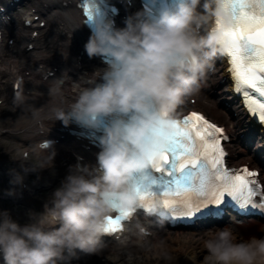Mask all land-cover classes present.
I'll list each match as a JSON object with an SVG mask.
<instances>
[{"label": "clouds", "instance_id": "obj_1", "mask_svg": "<svg viewBox=\"0 0 264 264\" xmlns=\"http://www.w3.org/2000/svg\"><path fill=\"white\" fill-rule=\"evenodd\" d=\"M140 16H129L122 28L97 24L85 51L90 58L110 59L104 69L84 77L87 85L73 81L72 100L63 97L64 76L50 85L49 96L61 97V106L54 108L55 120L65 126L75 120L94 127L103 117L116 118L101 136L99 167L69 165L43 211H29L30 223L21 225L8 210H0L3 264H71L78 253L99 255L107 218L114 210L138 206L134 174H144L153 158L162 154L174 131L175 109L206 82L226 47L221 45L222 32L212 30L216 17L226 21L229 17L222 0H180L175 11L165 10L155 21ZM97 80L102 82L94 83ZM17 102H23L19 93ZM46 143L51 147L53 142ZM55 155L53 149L30 164L11 157L21 161V171L10 170V182L22 184L25 174L52 167ZM258 231L264 233V225ZM194 240L203 252L198 262L189 257L194 264H264V235L244 237L224 225L209 228ZM126 259L132 264L131 255Z\"/></svg>", "mask_w": 264, "mask_h": 264}, {"label": "snow or ice", "instance_id": "obj_2", "mask_svg": "<svg viewBox=\"0 0 264 264\" xmlns=\"http://www.w3.org/2000/svg\"><path fill=\"white\" fill-rule=\"evenodd\" d=\"M222 4L229 17L227 21L216 17L212 30L223 34L221 45H226L223 52L234 91L242 95L249 114L264 125V0H222ZM85 9L91 18V8ZM172 124L174 131L162 154L134 181L137 207L147 208L144 202L151 200L159 205L160 215L187 222L221 217L225 206L264 210L260 173L247 166H225L228 153L222 141L228 137L223 128L195 111ZM135 210L108 217L105 233L121 230V221Z\"/></svg>", "mask_w": 264, "mask_h": 264}, {"label": "bare ground", "instance_id": "obj_3", "mask_svg": "<svg viewBox=\"0 0 264 264\" xmlns=\"http://www.w3.org/2000/svg\"><path fill=\"white\" fill-rule=\"evenodd\" d=\"M59 0H48V2L52 3V9L58 8L56 11H54V16L58 19L63 20H69V23H74V20L76 19V12H66L65 7H61L60 5H57L56 2ZM54 4V5H53ZM39 13L45 14V12H41L42 9H37ZM13 34L16 35V37L21 38L25 41V44H28L30 42V38L25 33V31L21 28H17L13 31ZM32 40V39H31ZM6 46L0 42V53H5ZM1 57V56H0ZM10 61H8L7 58H4L2 61V66L5 69V75H14L17 71H22L25 66H30L36 62V55L25 53L21 46H17L15 48V53H11ZM8 61V62H7ZM26 102L29 104L30 108H38L35 106V104L29 103V100H31L32 96H25ZM35 103V102H34ZM15 110V108H14ZM19 118L18 122L19 125H16L13 129L18 130L21 128H24L27 124H29V115L19 111ZM14 118V115L10 117L9 121H12ZM32 131V130H31ZM30 131V132H31ZM30 135V133H29ZM260 225H264V222ZM260 225L255 229L252 230V235H264V233H261L258 231ZM250 231V230H249ZM248 231V234H249ZM246 233V229L240 228V233L244 236V233ZM197 235H180V234H174L170 232H161L157 237H154V243L152 244H134L133 249L131 251H128L126 249H121L118 251H114L110 253V257H118V260H115L114 262L107 263L105 262V254H109L111 248L109 245L102 243V251L99 255H85L83 253L82 261L80 264H128L127 257L131 255L133 257L132 264H152L153 261L156 263V261H160L161 257H163L162 261L164 260L166 254L170 253V256L173 257L171 261L168 260L167 264H173L177 262H182L183 264H194V260L190 259L189 257H195V261L198 262L203 257V252L199 250V245L194 240V237ZM248 237V235L244 236ZM172 246H171V244ZM197 254V256L195 255ZM161 264V263H160Z\"/></svg>", "mask_w": 264, "mask_h": 264}, {"label": "rangeland", "instance_id": "obj_4", "mask_svg": "<svg viewBox=\"0 0 264 264\" xmlns=\"http://www.w3.org/2000/svg\"><path fill=\"white\" fill-rule=\"evenodd\" d=\"M5 79H7V75L5 77ZM1 85H4L3 82L1 83ZM4 94V93H3ZM0 95L1 92H0ZM1 113V112H0ZM3 149L4 150H8V154L11 155L12 157H19L20 154L22 153V149H20V141L19 140H16L14 141L12 137L10 136H0V159L3 158V155H5L7 153V151L3 152ZM3 170V168H2ZM0 187L3 188V185L0 183ZM5 201H1L0 200V210H5L4 208V205H6L4 203Z\"/></svg>", "mask_w": 264, "mask_h": 264}]
</instances>
